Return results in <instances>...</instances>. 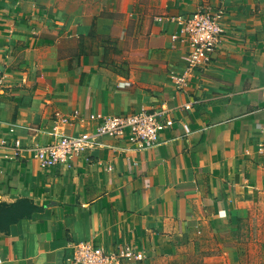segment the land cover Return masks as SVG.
<instances>
[{"label":"crops","instance_id":"crops-1","mask_svg":"<svg viewBox=\"0 0 264 264\" xmlns=\"http://www.w3.org/2000/svg\"><path fill=\"white\" fill-rule=\"evenodd\" d=\"M22 1L0 0L1 36L40 28L22 20ZM96 1L87 12L67 1L62 11L51 5L45 14L62 13L55 27L62 38H78L77 45L92 23L97 35L121 41L134 23L137 34L146 30L139 46L148 61L132 62L121 75L100 64L102 45L61 52L56 42L51 66L35 72L41 86L21 94L15 89L14 98L0 89V201L29 199L39 207L0 230V264H71L76 243L89 238L106 252L124 243L140 249V240L160 239L172 223L213 217L232 188L264 178V0ZM201 4L224 7L226 34L211 62L191 70L186 47L173 35L178 18ZM6 40L0 39L3 84L11 58ZM176 76L185 82L177 84ZM154 106L174 119L154 147L96 131L104 117ZM85 131L92 135L89 147L72 166L39 165L33 147L57 133ZM15 139L23 147H15Z\"/></svg>","mask_w":264,"mask_h":264},{"label":"rangeland","instance_id":"rangeland-1","mask_svg":"<svg viewBox=\"0 0 264 264\" xmlns=\"http://www.w3.org/2000/svg\"><path fill=\"white\" fill-rule=\"evenodd\" d=\"M67 1L82 6L83 12H87L88 8L93 10L97 4L96 0H23L20 5L23 6L26 16L22 17V20L38 22L36 24L40 28H35L32 32L19 30L12 34L7 32L4 36L0 35L1 40L8 39L6 43H10L7 46L11 55L7 61V76L3 80L4 84L0 82V89L8 95L15 89H20L18 93L21 94V90L41 86L43 78L35 72L39 71L41 66H51L49 59L55 49L51 45L56 42L58 51L61 52H73L80 48L88 52L97 47L100 40L97 38L81 37L80 45H77L78 38H62V28L55 27L62 25V13L56 16L45 14L51 5H55V12L58 8L62 11ZM126 31L127 35L123 41L110 34L109 41H106L107 60L112 59L107 67L121 75L125 74L132 62L145 64L148 61L143 62L144 57L148 58V52L141 50L139 46L146 30L137 34L134 32V23H129ZM46 41L47 44H44ZM13 70L19 73H14ZM2 74L3 72H0V77ZM14 78H19L16 80V87ZM15 93L9 96L14 98ZM28 97L29 95L25 94L20 98L21 103L27 102ZM12 113L14 115L15 110ZM225 202V207L216 211L213 217L207 213L197 222L186 225L175 222L167 230L161 231L160 239L140 240L138 247L144 254L143 259L135 261L119 258V264H264V178L257 183L232 188Z\"/></svg>","mask_w":264,"mask_h":264},{"label":"built area","instance_id":"built-area-1","mask_svg":"<svg viewBox=\"0 0 264 264\" xmlns=\"http://www.w3.org/2000/svg\"><path fill=\"white\" fill-rule=\"evenodd\" d=\"M225 9L223 6L201 5L184 17L178 18L179 32L173 35L186 47L189 69H204L225 40ZM185 76H176L179 85ZM174 124L171 113L166 108L150 107L125 115L104 117L97 125V133L124 139L138 148H151L160 143V135ZM13 131V128H10ZM91 133H57L54 139L44 145L33 147V153L41 167H54L59 164L72 166L89 147ZM14 146L23 147L19 139ZM264 157V144L260 145ZM115 249L106 252L92 238L76 243L68 260L71 264H111L113 260L124 258L142 260L143 252L129 244H115Z\"/></svg>","mask_w":264,"mask_h":264},{"label":"trees","instance_id":"trees-1","mask_svg":"<svg viewBox=\"0 0 264 264\" xmlns=\"http://www.w3.org/2000/svg\"><path fill=\"white\" fill-rule=\"evenodd\" d=\"M87 37L100 39L98 42V46L102 45L104 49L103 60L100 62V64L108 66L109 63L112 62V60H107L108 46L106 44V41H109L110 36L97 35L94 30V24L92 23ZM38 209L39 207L29 199H19L15 202L10 203L0 201V230L7 231L10 225L16 223L22 218L29 217L34 211Z\"/></svg>","mask_w":264,"mask_h":264}]
</instances>
